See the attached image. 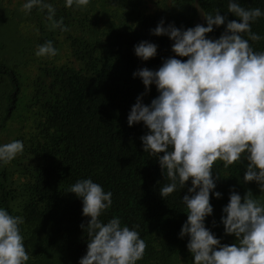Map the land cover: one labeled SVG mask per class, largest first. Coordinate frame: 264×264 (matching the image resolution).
I'll return each instance as SVG.
<instances>
[{
    "label": "trees",
    "instance_id": "1",
    "mask_svg": "<svg viewBox=\"0 0 264 264\" xmlns=\"http://www.w3.org/2000/svg\"><path fill=\"white\" fill-rule=\"evenodd\" d=\"M26 2L0 0V21L8 12L10 21L27 28L28 62L35 65L20 96L17 72L0 63V84L5 81L0 131L8 130L7 121L17 114L16 132L0 133V146L12 141L24 145L10 162L0 161V209L23 218L18 227L29 255L25 264H79L86 255L90 218L82 214V200L69 192L85 179L112 193V204L99 220L118 218L121 226L137 231L145 241L136 264H193L189 237H180L187 220L182 200L189 195L191 180L182 188L177 180L176 190L161 197L160 189L171 183L158 162L163 154L143 150L141 137L149 130L142 122L131 127L127 123L131 107L145 93L133 73L143 68L156 71L169 58L187 60L171 51L174 42L168 36L152 35L161 20L165 28L171 24L187 30L207 26L204 16L219 11L227 23L237 19L227 12L230 0H88L82 7H66V0H41L55 10L51 21L39 5L22 10ZM237 2L264 13V0ZM56 21L67 31L54 27ZM226 23L214 26L206 38L218 39ZM251 30L261 39L249 41L250 46L264 52V14L251 23ZM48 41L57 54L38 57V47ZM142 41L157 46L156 55L147 61L134 52ZM158 95L153 84L141 102L149 105ZM246 168L245 155L227 167L221 160L212 167L213 212L204 225L221 245L237 243L221 223L232 192L243 198L251 191L264 204L257 183L244 182Z\"/></svg>",
    "mask_w": 264,
    "mask_h": 264
},
{
    "label": "clouds",
    "instance_id": "2",
    "mask_svg": "<svg viewBox=\"0 0 264 264\" xmlns=\"http://www.w3.org/2000/svg\"><path fill=\"white\" fill-rule=\"evenodd\" d=\"M86 6L88 0H66V7ZM40 6L53 20L54 8L41 0H28L22 10ZM227 12L237 19L228 21L219 14H206L207 26L196 25L187 30L161 20L152 31L155 36H168L174 43L171 51L178 57L165 60L158 70L143 68L133 73L139 77L147 94L155 85L159 95L149 105L141 96L131 107L127 123L142 122L149 130L141 137L143 150L159 157V165L171 183L160 189L165 198L172 194L179 181L182 188L191 180L189 195L183 197L187 220L180 237L187 235V249L193 264H264V204L251 191L243 198L232 192L223 208L221 223L225 234L233 235L237 243L221 245L205 227V217L212 214L210 193L216 187L212 167L217 160L225 167L245 155V183L255 182L264 192V52H256L249 41H260L252 32L251 23L261 17L259 8L246 9L237 0H230ZM218 39L206 35L214 26L225 25ZM54 27L61 28L62 21ZM242 34H247V39ZM135 55L147 61L157 52V46L142 41L134 47ZM51 41L40 45L38 57L55 56ZM21 141L0 146V161L10 162L23 151ZM198 189V191H197ZM82 200V214L89 217L87 251L79 264H136L147 247L139 233L121 226L118 218L102 223L99 217L112 204V193L90 179L77 181L69 189ZM216 198L220 193L216 192ZM23 218L0 209V264H25L29 260L19 225ZM85 226L82 224L81 228Z\"/></svg>",
    "mask_w": 264,
    "mask_h": 264
},
{
    "label": "rangeland",
    "instance_id": "3",
    "mask_svg": "<svg viewBox=\"0 0 264 264\" xmlns=\"http://www.w3.org/2000/svg\"><path fill=\"white\" fill-rule=\"evenodd\" d=\"M0 13L3 14V11ZM5 21H0V63L5 67L10 68L17 72L19 76V83L21 88V95L26 91V84L32 78L34 69L31 66L32 62H28L30 52L27 49V39L28 32L27 28L23 25H19L9 20V13L5 14ZM21 48H25L24 54H21L19 51ZM4 83L0 84V110L4 106V100L2 96L5 93ZM16 116L13 115V118L10 121H7L9 125L8 130H2L0 133H15L16 132ZM9 122V123H8ZM5 126V127H6Z\"/></svg>",
    "mask_w": 264,
    "mask_h": 264
}]
</instances>
